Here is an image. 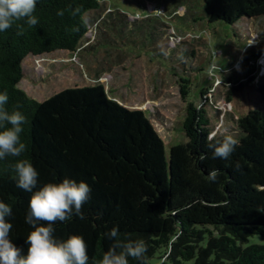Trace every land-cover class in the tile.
<instances>
[{
  "label": "trees",
  "instance_id": "1",
  "mask_svg": "<svg viewBox=\"0 0 264 264\" xmlns=\"http://www.w3.org/2000/svg\"><path fill=\"white\" fill-rule=\"evenodd\" d=\"M77 7L81 14L73 16ZM205 13L209 22L234 25L244 18H264V0H205ZM34 14L36 26L20 21L0 32V92H7L10 112L19 110L27 118L21 134L27 151L20 158L29 159L39 172L34 191L64 178L84 181L91 188L82 206L85 218L57 221L56 238L81 235L89 264L110 248L114 241L105 234L114 227L121 240H145L150 259L162 252L163 264H264V244L243 246L254 236L264 240V110L256 114L252 131L237 140L228 159L219 158L216 166L206 160L211 133L208 95L221 84H253L264 41L250 44L252 36L248 37L241 52L244 65L234 66L244 77L232 75V68L211 66L214 85L201 91L199 104L188 103L183 124L188 142L172 147L167 155L148 111L124 106L100 81L66 88L42 102L19 88L26 58L57 51L76 58L83 50H95L100 34H105L101 24L114 12L101 0H38ZM120 21L137 22L126 16ZM160 26L171 50L189 37ZM173 39L177 40L172 46ZM216 80L221 83L216 85ZM179 84L186 101L191 82L181 79ZM258 85L264 99V78ZM20 158L0 161V201L12 207L9 238L26 254V238L34 230L26 223L32 193L17 187L10 167ZM212 170L219 171L215 182L208 179ZM129 264L138 261L129 258Z\"/></svg>",
  "mask_w": 264,
  "mask_h": 264
},
{
  "label": "rangeland",
  "instance_id": "2",
  "mask_svg": "<svg viewBox=\"0 0 264 264\" xmlns=\"http://www.w3.org/2000/svg\"><path fill=\"white\" fill-rule=\"evenodd\" d=\"M101 2L114 15L101 24L105 34L99 36L100 45L93 51L83 50L76 58L68 51L26 58L19 88L42 102L66 88L100 81L124 106L148 111L165 142L167 155L172 147L188 142L183 128L188 103L199 104L201 91L214 85L215 79L208 73L211 66L232 68V75L244 77V72L234 71V66L244 65L241 52L248 37L252 36L250 44L264 41V18H244L234 25L209 22L205 0ZM122 16L137 22L126 25L120 21ZM161 23L171 26L177 36L189 37L171 50L164 42ZM125 25L129 27L123 32ZM176 40L171 41L172 46ZM181 79L191 82L186 101L180 95ZM257 85L248 81L234 86L221 84L209 93L206 110L211 133L216 134L213 142L222 140L224 135L239 140L252 131L256 114L264 110ZM206 150L207 162L216 166L219 158L213 157L208 146ZM253 244H264V240L254 236L243 246ZM161 258L162 252L157 253L151 264H163Z\"/></svg>",
  "mask_w": 264,
  "mask_h": 264
},
{
  "label": "clouds",
  "instance_id": "3",
  "mask_svg": "<svg viewBox=\"0 0 264 264\" xmlns=\"http://www.w3.org/2000/svg\"><path fill=\"white\" fill-rule=\"evenodd\" d=\"M37 2L38 0H0V32L9 30L20 21L29 28L36 26L39 23L34 14ZM72 14L80 15L81 9L77 7ZM58 15L62 16L63 12ZM81 18L84 24L88 23L86 16ZM18 34L22 35L23 32ZM214 67L215 65L212 66ZM8 100L7 92H0V161L8 157L20 158L27 151V145L21 139L27 118L19 110L10 112L6 107ZM215 135H209L208 148L213 150L214 158L228 159L238 141L232 135H224L222 140L213 142ZM10 167L15 173L17 187L32 193L26 223L34 230L26 238L28 248L24 254L9 238L13 228L8 219L12 216V207L0 201V264H89L85 239L81 235L58 239L54 235L53 225L57 221H68L73 216L85 218L82 206L90 198V186L84 181L64 178L62 182H49L34 191L39 172L32 162L27 158H20ZM239 169L240 165L237 163L236 170ZM218 175V170H212L208 179L215 182ZM45 223L47 226H44ZM105 235L114 242L103 253L102 258L93 260L92 264H129V258L138 261V264H151L145 240H121L116 227Z\"/></svg>",
  "mask_w": 264,
  "mask_h": 264
},
{
  "label": "built area",
  "instance_id": "4",
  "mask_svg": "<svg viewBox=\"0 0 264 264\" xmlns=\"http://www.w3.org/2000/svg\"><path fill=\"white\" fill-rule=\"evenodd\" d=\"M96 26V25H95ZM95 26L89 31L88 36L91 38L90 41H92L94 39L95 36ZM258 64L260 66V70L258 73V76L256 77V79L254 80L253 83L259 84V79L260 78H264V54L260 57ZM237 69L240 68V65L236 66ZM221 81L220 80H216V85L220 84Z\"/></svg>",
  "mask_w": 264,
  "mask_h": 264
}]
</instances>
